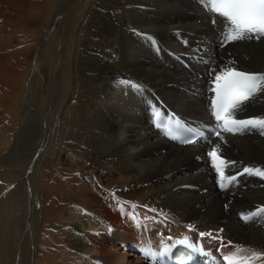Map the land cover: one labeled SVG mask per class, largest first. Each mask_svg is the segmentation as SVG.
Segmentation results:
<instances>
[{"label":"bare ground","instance_id":"1","mask_svg":"<svg viewBox=\"0 0 264 264\" xmlns=\"http://www.w3.org/2000/svg\"><path fill=\"white\" fill-rule=\"evenodd\" d=\"M54 1L0 0V104L17 121L15 133L25 124L19 116L29 109L30 84L39 87L34 99H47L28 162L16 178L0 171V216L10 187L21 201L29 194L36 225L30 260L156 264L143 257L144 247L159 251L184 237L203 243L219 264L234 245L264 252V214L240 219L264 207V178L243 173L264 168V135L252 129L216 136L208 90L212 68L264 73V38L224 43L226 22L203 0ZM10 24L26 30L17 32L23 45L35 28L39 41L51 34L50 55L19 66L22 44L12 46ZM169 113L207 129L208 140L186 146L168 140L153 120ZM256 116L264 117V91L236 114ZM217 144L222 158L234 162L225 175L236 180L226 189L206 155ZM63 235L69 251L56 245ZM6 255L1 250L0 264H9ZM253 264H264V256Z\"/></svg>","mask_w":264,"mask_h":264},{"label":"snow or ice","instance_id":"2","mask_svg":"<svg viewBox=\"0 0 264 264\" xmlns=\"http://www.w3.org/2000/svg\"><path fill=\"white\" fill-rule=\"evenodd\" d=\"M203 4L213 17L219 15L224 18L227 25V31L223 34L224 43L264 38V0H203ZM209 76L208 90L213 94L209 99V110L217 121L215 135L223 140L222 133L239 134L252 129L264 135V117L236 118L237 112L243 109L245 102L253 100L258 92L264 91V73H253L224 66L210 69ZM133 87L138 86L133 85ZM182 142L195 143L196 141L186 139ZM219 147L218 144L215 145L207 151L206 155L210 158L211 167L218 176L219 186L221 189H226L236 180L235 176L225 175V168L234 162L223 159L219 153ZM243 173L264 178V168L260 167H245ZM132 207L135 208V205ZM262 214H264V207H259L253 212L242 213L240 219L248 222ZM132 218L136 219L135 216ZM188 227L190 231L194 228L192 225ZM206 235L211 236V233H200L201 237ZM212 239L220 240V247H225L221 237H212ZM176 245H182L192 252H204L201 246L190 241L188 237L176 240L173 245L165 244L159 251H154L151 246L144 247L141 251L145 259L156 261ZM233 248L234 250L222 256L221 264H253L255 260L264 256V252L247 250L239 245H234ZM245 251H250V255H241ZM188 259H191L190 255Z\"/></svg>","mask_w":264,"mask_h":264},{"label":"rangeland","instance_id":"3","mask_svg":"<svg viewBox=\"0 0 264 264\" xmlns=\"http://www.w3.org/2000/svg\"><path fill=\"white\" fill-rule=\"evenodd\" d=\"M28 1L29 0H25L26 3H28ZM49 1L51 0H43L44 3H47ZM26 15H29L30 17V12H28ZM26 19L27 18H25L24 20ZM27 21L29 23L25 26V28H29V26L31 25V17L30 19H27ZM11 23H13L12 20ZM10 28L13 30V34H15L14 32H16L15 35L10 36L12 46L17 47L18 45L22 44L21 46H19L20 48L18 47V52H20L19 55L22 54L18 59V62H20L19 66L27 67L31 64V62H33V64L35 65L38 62V59L41 60L40 62H42L46 58V56L50 55L49 53H51L53 45V36L51 34L47 37H44L43 41H39L38 35L36 34H39V31H41V29L39 30V28H35L37 32L36 30H34L33 33L28 34V39L26 38V41L30 43H26L23 45V41H19V43L16 42V40L18 39L17 34L20 33L23 35L26 33V30L24 31L21 28L15 27V24L14 26L10 24ZM32 44L34 45V47L31 51L28 49V47H31ZM38 88L39 87L36 84H30V90L32 91V95H28V97L26 94L24 95V98L27 97L29 109H25L21 116H19L20 122L22 123L23 121L25 124L23 125L22 130L18 133H15L17 128H15L14 130L11 128L13 127V124L17 121L12 120L10 114L11 111H9V107L0 104V168L2 167L0 171L4 173L9 172V174L13 175L15 178L21 171L20 169L23 168L28 162V157L32 154L30 149L34 145V142L36 140H39L38 138L42 133L39 127L41 126V123L42 125H44L45 110H43L44 112L42 113L41 109L45 107L42 104L45 98H38L37 100L34 99L38 96ZM45 100L47 101V99ZM15 108L17 111L20 112V106L18 101L15 104ZM252 118H257V116ZM15 139H20V143L17 148V151L20 150L19 153H16L15 150L12 149ZM11 150H13V152H11ZM7 151L10 152L8 156H6V158L4 159L3 155L7 153ZM2 186L4 187V190L1 193V197L6 194L5 189L7 188V186L3 183ZM26 187H28V184H26ZM31 208L32 204L30 201L29 194H27L21 201L19 193L16 190L15 186L10 187L9 197H7L6 201L4 202V205H1L2 212L0 216L2 222L0 228V252L1 250L7 251L6 259H8L9 264H28V262L31 261L30 258L32 259V257H29V254H32L35 244L30 240H35L36 225H34L35 214ZM62 222V224H64V221ZM23 226H25L26 229L23 230ZM62 230H64V228H62ZM169 237L167 238L169 239ZM58 242L59 243H56L58 247H67L66 249H68V251L71 250V242L68 241L64 235L62 240H59ZM14 244L15 249L13 248ZM35 262H37L36 258L33 259V262L31 261V264H35Z\"/></svg>","mask_w":264,"mask_h":264}]
</instances>
